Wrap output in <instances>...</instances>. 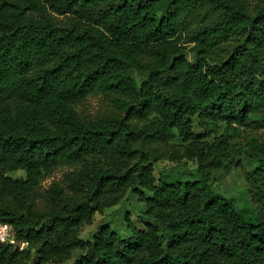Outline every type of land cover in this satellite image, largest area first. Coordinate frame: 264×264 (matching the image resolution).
I'll return each instance as SVG.
<instances>
[{
	"label": "trees",
	"instance_id": "obj_1",
	"mask_svg": "<svg viewBox=\"0 0 264 264\" xmlns=\"http://www.w3.org/2000/svg\"><path fill=\"white\" fill-rule=\"evenodd\" d=\"M241 155L253 208L208 174ZM137 188L154 223L80 237ZM0 223V264H264V0H0Z\"/></svg>",
	"mask_w": 264,
	"mask_h": 264
},
{
	"label": "rangeland",
	"instance_id": "obj_2",
	"mask_svg": "<svg viewBox=\"0 0 264 264\" xmlns=\"http://www.w3.org/2000/svg\"><path fill=\"white\" fill-rule=\"evenodd\" d=\"M188 56L191 60L195 59V52L191 46H188ZM132 74L140 84L143 80L142 74L136 70H133ZM104 106V98L97 95L88 97L84 103L79 105V108L83 109L85 112L93 114L96 111L101 110ZM234 138L239 142L245 141V133L240 127L237 128V135H235ZM238 162H240L239 165L234 166L231 170H226L224 168L208 170L211 185L214 190L220 192L228 198H232L238 209L253 208L249 185L245 178V172L251 169L253 165L247 161L243 155L238 157ZM175 165L176 163L165 160L156 163L154 170L156 179L159 178L160 169ZM178 166L193 169L197 167V162L183 161ZM63 171L64 167H59L51 175L45 176L41 183V190L46 188L52 180L60 179ZM7 174L13 178H18L24 177L25 171L20 169L16 171H9ZM150 196H152V193L144 188H137L136 191H128L125 197L118 204L106 208L102 212H97L92 223L83 227L80 232V237L85 242H88L92 239L93 235L98 233L102 226L109 225L111 229L120 233L122 237L130 238L132 236V232L129 227V222H132L138 228H145L148 222L154 223L153 220L145 215L146 205L144 198ZM26 246V243L20 244L21 248H25ZM82 253H84L83 249H76L72 252L71 257L62 264H75L79 255Z\"/></svg>",
	"mask_w": 264,
	"mask_h": 264
},
{
	"label": "built area",
	"instance_id": "obj_3",
	"mask_svg": "<svg viewBox=\"0 0 264 264\" xmlns=\"http://www.w3.org/2000/svg\"><path fill=\"white\" fill-rule=\"evenodd\" d=\"M13 238L11 225L9 223H0V242H10Z\"/></svg>",
	"mask_w": 264,
	"mask_h": 264
}]
</instances>
